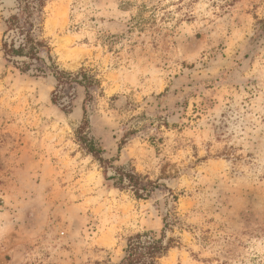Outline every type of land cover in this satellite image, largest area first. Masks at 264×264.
<instances>
[{"label":"rangeland","instance_id":"obj_1","mask_svg":"<svg viewBox=\"0 0 264 264\" xmlns=\"http://www.w3.org/2000/svg\"><path fill=\"white\" fill-rule=\"evenodd\" d=\"M15 4L0 0V47ZM44 11L59 69L99 84L90 100L76 85L68 110L50 73L0 48V264H122L129 238L164 218L174 242L157 264H264V0ZM83 106L102 160L77 138ZM120 168L141 197L111 178Z\"/></svg>","mask_w":264,"mask_h":264},{"label":"trees","instance_id":"obj_2","mask_svg":"<svg viewBox=\"0 0 264 264\" xmlns=\"http://www.w3.org/2000/svg\"><path fill=\"white\" fill-rule=\"evenodd\" d=\"M15 3V12L4 20L0 47L4 59L14 63L22 72L32 71L34 75L50 73L56 81L51 94L53 103L71 109V99L64 98H71L75 94L73 88L76 85L85 90V99L90 100L88 89L98 85V80L84 69L74 73L61 70L54 60L50 39L43 33L46 0H15ZM67 89L71 91L70 96L65 93ZM84 109L85 106L83 121L76 130L77 138L93 156L98 157V149L87 136L88 121ZM111 178H115L118 184L125 182L137 197H141L142 191L147 189L139 174L132 170L120 168ZM171 222L177 221L174 218ZM163 224L159 235L149 231L130 237L122 264H157L174 242L173 238L164 242L165 228L169 226L167 218H164Z\"/></svg>","mask_w":264,"mask_h":264}]
</instances>
